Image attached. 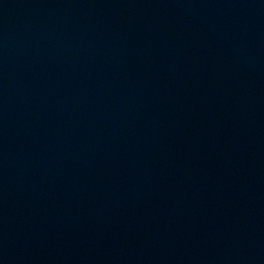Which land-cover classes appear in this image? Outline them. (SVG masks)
I'll use <instances>...</instances> for the list:
<instances>
[{"label": "water", "instance_id": "water-1", "mask_svg": "<svg viewBox=\"0 0 264 264\" xmlns=\"http://www.w3.org/2000/svg\"><path fill=\"white\" fill-rule=\"evenodd\" d=\"M0 264H264V0H0Z\"/></svg>", "mask_w": 264, "mask_h": 264}]
</instances>
